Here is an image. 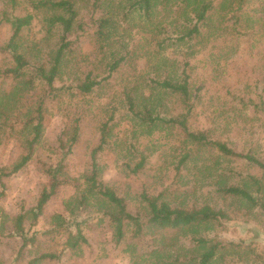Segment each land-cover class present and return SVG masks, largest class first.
Returning <instances> with one entry per match:
<instances>
[{
  "label": "trees",
  "instance_id": "16d2710c",
  "mask_svg": "<svg viewBox=\"0 0 264 264\" xmlns=\"http://www.w3.org/2000/svg\"><path fill=\"white\" fill-rule=\"evenodd\" d=\"M105 1L93 0L94 9L98 10ZM250 1L162 0L161 3L171 5V10L174 9V13L183 19L185 24L178 38L188 42L205 32L209 37L217 35L224 41L250 36L256 30L252 24L254 15L248 8ZM21 2L6 0L0 9V27L9 26L11 30L6 44L0 46V53L4 55L3 65H0V144L12 142V150L17 152V158L12 163H0V200L6 195L5 179L22 171L33 160L44 136L49 102L65 99L76 92L88 94L102 83L89 72L78 82L56 84L65 55L75 42V39H70L74 28L78 25L82 32L86 31L83 23L77 24L78 0ZM107 2L112 5L113 0ZM154 3L155 0L135 2L140 4L139 9H143L147 16H150ZM34 21H38L44 30L41 38L25 34V31L31 30ZM110 23L109 17L100 19V25L95 30L98 37L104 36L105 26ZM55 34L59 35V42L57 46L48 48L50 38ZM125 59L126 55L111 59L108 63L109 75L104 78L112 76ZM190 66L191 61L187 60L183 69L175 75L165 70L161 79L152 80L164 95L178 99L182 110L174 114L165 115L159 111L156 108L158 104L150 101L153 93H142L137 84L124 88L127 109L135 120L150 130L170 131L174 137L172 159L164 163L160 160L161 169L172 170L171 182L158 191L143 188L137 194L138 208L133 210L125 195L100 178L98 158L111 144V123L115 119V112H112L100 126V141L91 152L89 170L83 174L82 185L85 188L76 195L75 202H71L70 212L74 214L87 206L90 196L105 201L109 207L106 214L114 226L117 244L125 242L126 251L131 248L133 264H211L218 255L222 264H235L225 259L224 252H236L243 241L223 238L220 233L214 232L216 227L233 218L230 206L217 205L218 202L210 201V198L245 201L264 212V155L259 150L260 145L250 139L244 145L235 146L238 144L230 136L229 139L213 134L217 130L232 131L243 124L264 119V95L234 92L227 86L224 102L219 99L215 108L209 111L215 127H193L192 119L203 111V97L209 86L202 81L195 86ZM39 91L43 94H37ZM156 98L161 104L160 98ZM137 105H140L139 108ZM81 131L80 117L67 119L57 137L56 160L42 161L48 184L32 210L33 225L37 224L45 206L61 188L74 186L81 191L80 182L64 177L69 160L75 155V147L81 140ZM130 139L128 151L135 153L139 160L133 165L128 163V168L138 175L149 168L148 164L154 157L150 152L136 148L135 139ZM7 147L2 149L7 150ZM244 165L260 174L247 173L242 182L233 183L232 179L241 172L238 166ZM249 185L254 188L253 191L248 188ZM199 197L203 200L199 201ZM23 220L21 213L16 219L19 229L23 228ZM51 227L42 234L63 233V228L73 241V247L89 243L79 225L75 226L76 231L64 226V223L55 222ZM36 235L28 240L36 241ZM182 238H186L185 243ZM139 243H145L146 248L137 255L135 252ZM54 259H61V254L43 253L31 258L28 264Z\"/></svg>",
  "mask_w": 264,
  "mask_h": 264
},
{
  "label": "rangeland",
  "instance_id": "374dc122",
  "mask_svg": "<svg viewBox=\"0 0 264 264\" xmlns=\"http://www.w3.org/2000/svg\"><path fill=\"white\" fill-rule=\"evenodd\" d=\"M5 1L0 0V9ZM20 1L23 3L24 0ZM118 1L113 0L112 5H108L106 0L95 10L93 0H78L77 24L83 23L86 31L82 32L78 25L74 28L70 39H75V42L65 55L56 84L78 82L89 72L102 83L88 94L76 92L65 99L50 101L44 136L33 160L22 171L5 179L6 195L0 200V264H28L31 258L47 252L61 254V259L38 264H133L131 248L126 251L125 242L117 244L114 226L106 214L109 207L105 201L90 196L85 208L76 210L74 214L70 212L71 202H75L76 195L85 188L82 185L83 174L89 170L91 152L100 141V126L112 112H115V119L111 123V144L98 158L100 178L125 195L133 210L139 205V191L143 188L158 191L172 180V170L160 167L161 161L172 159L174 137L170 131L150 130L133 118L125 103L126 86L137 84L142 93L152 92L150 101L158 104L156 108L165 115L174 114L182 110L178 99L164 95L152 80L161 79L165 70L175 75L183 69L185 61L190 60L189 70L195 86L201 81L209 86L203 97V111L200 109L203 113L192 119V126L207 128L215 127L209 113L219 99L224 102L227 86L234 92L264 95V0H251L249 3L248 8L254 15L252 24L256 29L250 36L224 41L217 35L209 37L205 32L188 42L179 40L185 23L168 3L155 0V6L147 16L143 9H139L140 4H135L138 0H123L120 4ZM103 16L111 18V23L105 26L104 36L100 38L95 30ZM10 34L9 26L0 27V46L6 44ZM25 34L41 38L44 30L38 21H34L31 30ZM58 42L59 35L55 34L50 38L48 48L57 46ZM42 46L47 47L45 44ZM121 55H126V59L112 76L104 78L109 75L108 63ZM3 57L0 53V65H3ZM37 94L41 95L43 91ZM156 97L160 98L161 104ZM75 117L81 119V140L75 147V155L69 160L64 177L80 182L82 189L77 191L74 186L61 188L47 203L37 224L33 225L32 210L48 184L42 161L56 160L58 134L67 119ZM213 134H221L223 138L230 136L238 144L235 146L255 140L264 155V119L243 124L232 131L217 130ZM131 137L135 139L136 148L150 152L154 157L148 164L149 168L138 175L128 168V163L133 165L139 160L135 153L128 151ZM13 145L12 142L0 144V152L8 146L0 155V163L15 161L17 152L12 150ZM237 169L241 172L232 179L233 183L242 182L247 173L260 174L245 165ZM248 188L254 189L250 185ZM198 200L203 199L199 197ZM215 200L217 205L230 206L233 218L216 227L214 232L223 238L243 241L236 252H224L225 259L235 264H264V212L245 201L210 198V201ZM21 213L24 222L23 228L19 229L16 219ZM55 222L64 223L74 231L79 225L89 243L73 247V241L63 228V233L42 234ZM35 234L36 241H29ZM182 240L186 242V238ZM145 248V243H139L135 253L138 255ZM222 262L218 255L211 264Z\"/></svg>",
  "mask_w": 264,
  "mask_h": 264
}]
</instances>
